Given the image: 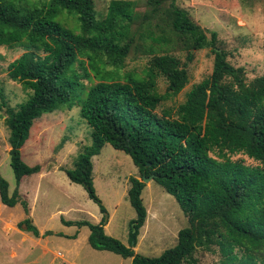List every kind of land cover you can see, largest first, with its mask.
<instances>
[{"label": "trees", "instance_id": "1", "mask_svg": "<svg viewBox=\"0 0 264 264\" xmlns=\"http://www.w3.org/2000/svg\"><path fill=\"white\" fill-rule=\"evenodd\" d=\"M144 7L139 13L132 0H109L98 19L93 0H0V47L21 51L7 64L6 77L27 92L13 107L0 95L15 183L8 195L0 177V203L13 207L20 179L39 171L20 159L31 125L41 115L78 107L90 142L65 176L97 206L100 220L61 224L86 227L92 250L129 264H196L197 250L216 253L212 264H264V67L246 82L243 69L227 61L216 33L206 35L176 0H145ZM202 49L213 55L209 75L174 110L157 114L188 80L169 50L185 52L188 62ZM130 51L150 55L139 72L123 70ZM157 77L165 83L162 94ZM103 144L128 156L138 175L129 177L126 191L135 215L130 247L103 232L107 213L91 182V158ZM238 155L254 164L232 158ZM149 176L187 222L157 257L132 250L146 216L142 178ZM21 224L37 236L28 219Z\"/></svg>", "mask_w": 264, "mask_h": 264}, {"label": "rangeland", "instance_id": "2", "mask_svg": "<svg viewBox=\"0 0 264 264\" xmlns=\"http://www.w3.org/2000/svg\"><path fill=\"white\" fill-rule=\"evenodd\" d=\"M42 1V0H36ZM109 0H93L96 18L100 19ZM136 11L145 10V0H132ZM191 20L206 35L215 32L218 46L226 53L229 64L240 67L246 82L258 77L264 67V0H176ZM187 74V84L175 96L163 101L156 108L174 110L184 101L190 87L206 78L211 70L213 55L209 49L192 52L190 61L185 52L169 50ZM21 54L19 49L0 47V95L9 107L22 102L27 92L17 82L6 77V66ZM149 54L130 51L124 61V71L141 70ZM165 83L156 78V91L164 92ZM0 110V177L7 183L10 195L15 187L13 174L8 165V130ZM90 129L80 117L79 108H62L40 116L28 132L19 149L21 161L29 167L38 166L35 174L24 176L16 188L17 203L6 207L0 203V264H129L106 251L92 250L86 242V227L65 226L60 220L85 221L96 224L100 220L97 206L87 198L85 191L70 183L65 171L73 168L77 155L90 142ZM244 164L254 163L244 156H234ZM91 182L95 195L107 213L103 227L105 235L116 239L125 247L132 226L134 212L129 206L126 191L129 177L138 178L128 156L103 144L98 155L91 158ZM140 193L146 216L139 228L135 254L157 257L176 242L177 231L187 222L173 198L151 179L143 182ZM24 210H27L25 214ZM28 219L37 231L34 236L25 229L23 220ZM131 245V244H130ZM196 264H212L216 253L197 250Z\"/></svg>", "mask_w": 264, "mask_h": 264}, {"label": "water", "instance_id": "3", "mask_svg": "<svg viewBox=\"0 0 264 264\" xmlns=\"http://www.w3.org/2000/svg\"><path fill=\"white\" fill-rule=\"evenodd\" d=\"M152 179V176H149L147 178H142V182H146L147 180Z\"/></svg>", "mask_w": 264, "mask_h": 264}]
</instances>
